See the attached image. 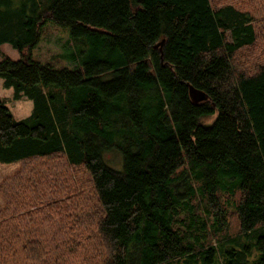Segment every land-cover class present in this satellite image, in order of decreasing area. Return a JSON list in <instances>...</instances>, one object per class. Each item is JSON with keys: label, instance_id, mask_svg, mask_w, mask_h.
Segmentation results:
<instances>
[{"label": "trees", "instance_id": "trees-1", "mask_svg": "<svg viewBox=\"0 0 264 264\" xmlns=\"http://www.w3.org/2000/svg\"><path fill=\"white\" fill-rule=\"evenodd\" d=\"M241 1L23 0L0 11V39L20 53L0 60V78L33 102L17 119L0 95V162L43 159L52 172L62 157L91 185L75 177L80 192L66 196L70 179L53 176L50 196L37 167L1 184L0 264H264V64L237 63L259 36ZM48 20L70 27L79 67L33 58ZM187 83L209 98L194 103ZM225 194H238L236 234Z\"/></svg>", "mask_w": 264, "mask_h": 264}, {"label": "rangeland", "instance_id": "rangeland-1", "mask_svg": "<svg viewBox=\"0 0 264 264\" xmlns=\"http://www.w3.org/2000/svg\"><path fill=\"white\" fill-rule=\"evenodd\" d=\"M10 1H12V4L7 5L5 3V0H1L0 11L7 10L6 8L8 6H11V10L14 11L15 6L17 4L21 5V3L23 2V0H10ZM215 1L218 4H221L227 1L233 2L234 0H215ZM240 3L242 8L250 9L255 14L256 17L255 23L259 36L257 42L254 45L242 49L237 54L236 57L237 63L241 65L243 63L256 60L259 63L264 64V23H263L264 0H242ZM1 29L2 28L0 27V35H2L4 31V30L1 31ZM6 56L12 59H19L20 53L11 41H7V40L2 41L0 39V60H2ZM32 56L34 59L39 60L42 63H48L57 68H62V67L77 68L81 65L84 58L81 52V48L75 45L74 42L72 41L70 27L61 26L52 20H48L44 24L41 31L40 41L33 48ZM0 95L3 98H5L8 106L10 107L14 116L17 119L25 118L31 113L33 102L27 99L26 97L15 99L13 94V89L4 87L3 79L1 78H0ZM214 118L215 116H212L210 118H207L206 121L211 122L214 120ZM104 158H106L112 164L111 165L105 159V161L109 166H112V168H115L117 170H122V154H119L116 151H109L105 154ZM45 163L46 162H44L43 159L33 160L25 163L16 162V163L6 164L0 162V185L5 184L7 181L11 180V178H13L14 175L18 174L21 171H23L22 175L24 176L27 175L28 173L32 175L33 173L31 174V172L29 171L37 167L40 169L39 170L40 172L44 171L46 175V179L48 180L49 187L44 186V189H46V192H48L50 196H52V194L50 193L51 190L55 191L58 186V184H56L55 181L56 179H54L53 176L59 179L60 186L62 187L64 186V182L62 178L65 176L70 179L68 183L72 188L74 187V190L66 196H70L72 194L75 197H77L78 196L77 193L80 192L79 189L77 191L75 189V185H76L74 181L75 177L77 179H80L79 177H81V179H83L85 183L88 185V189H90L91 185L89 184V182L88 183L86 182V178L88 179V175L83 172L82 168H79L80 169V176H79L78 174L79 169L76 170L75 168L69 166L66 160L62 157H58L56 159V161L54 162V167L52 168V172L48 171ZM35 185L37 186V182H35ZM85 195L86 194H83V196L80 195L79 201L82 200L84 201ZM32 196L34 199L35 192H32ZM74 196H72L71 199ZM230 197L231 196L227 194H225L222 197V201L224 202L223 207L226 208L228 211V225L225 228V231L229 234H236L239 231V219H238V213L236 207L234 205V202H232V199L233 201L237 202L238 194H236V196L232 198ZM228 202H232V203L230 204ZM4 205H5V197H3L0 194V208H2ZM196 208L198 213L203 212L204 211L203 203H199L198 205H196ZM82 220L86 224L90 221V218L88 217V215H84L82 217ZM56 221L62 222V220L59 219V216H57ZM58 227L59 226H57V228ZM213 264H220V262L217 260Z\"/></svg>", "mask_w": 264, "mask_h": 264}, {"label": "water", "instance_id": "water-1", "mask_svg": "<svg viewBox=\"0 0 264 264\" xmlns=\"http://www.w3.org/2000/svg\"><path fill=\"white\" fill-rule=\"evenodd\" d=\"M163 42H164V39H162L160 42L155 44L154 47L159 46L160 49H162ZM187 84L189 86L190 97L194 103H199V102H202V101L207 100L209 98L208 94L205 91L196 88L194 85H192L190 83H187Z\"/></svg>", "mask_w": 264, "mask_h": 264}]
</instances>
